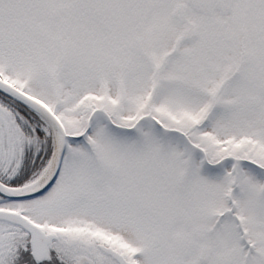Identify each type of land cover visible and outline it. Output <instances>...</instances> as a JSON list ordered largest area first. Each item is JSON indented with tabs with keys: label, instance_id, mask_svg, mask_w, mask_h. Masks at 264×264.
Here are the masks:
<instances>
[{
	"label": "snow or ice",
	"instance_id": "1",
	"mask_svg": "<svg viewBox=\"0 0 264 264\" xmlns=\"http://www.w3.org/2000/svg\"><path fill=\"white\" fill-rule=\"evenodd\" d=\"M0 264H264V0H0Z\"/></svg>",
	"mask_w": 264,
	"mask_h": 264
}]
</instances>
